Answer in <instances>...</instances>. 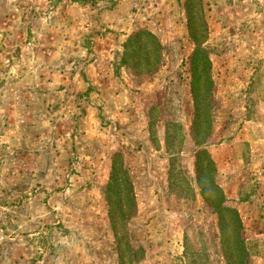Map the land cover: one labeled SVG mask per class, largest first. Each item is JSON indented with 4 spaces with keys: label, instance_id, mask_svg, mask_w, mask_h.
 <instances>
[{
    "label": "rangeland",
    "instance_id": "obj_1",
    "mask_svg": "<svg viewBox=\"0 0 264 264\" xmlns=\"http://www.w3.org/2000/svg\"><path fill=\"white\" fill-rule=\"evenodd\" d=\"M185 1L0 0V264H120L106 193L116 152L134 204L115 225L131 255L143 249L132 264H190L195 252L227 264L200 147L217 183L253 200L242 235L247 264H264V0L193 2L212 80L200 147ZM139 28L165 46L154 72L120 64Z\"/></svg>",
    "mask_w": 264,
    "mask_h": 264
},
{
    "label": "trees",
    "instance_id": "obj_2",
    "mask_svg": "<svg viewBox=\"0 0 264 264\" xmlns=\"http://www.w3.org/2000/svg\"><path fill=\"white\" fill-rule=\"evenodd\" d=\"M195 1L196 0H186L185 6L188 11L189 34L195 43L192 56L193 67L191 80V89L195 103L193 131L196 144L200 147L205 145L211 129L205 116L206 112L202 107L203 102L205 103L206 101V94H203L202 88L206 87L205 85H211L212 80L210 77L211 60L207 56V51H205L203 43L199 42V36L201 34L205 35L206 33L207 22L203 12L199 14L198 20H195V14L192 13L195 7V3L193 2ZM202 1L203 0H198L199 5H197V9L203 5ZM164 54L165 46L161 42L159 36L148 28H139L130 34L124 42V50L120 64L130 67L134 72L138 73L154 72L162 64ZM205 129L206 137L201 139ZM196 156L198 184L201 188L203 198L213 206L214 212L218 214L221 246L226 263L247 264V256L250 254V249L248 248L247 240L242 235L243 222L241 214L236 207L227 205L225 192L215 180L217 170L216 162L208 149L200 147ZM132 189L133 182L124 164L123 154L121 152H116L113 157L112 170L106 193L110 218L118 239L120 264L127 263L128 250L131 264L132 262H139L144 258L142 247L132 251L133 254L131 255V246L125 239V234L119 233L116 227V225H118L117 220H122L123 222L126 216L132 214L134 204ZM212 199H215V201ZM123 202H125V204H123ZM124 242L126 243V247L123 246ZM192 256L194 258H190V260H192L190 264H212L207 254L195 252L192 253Z\"/></svg>",
    "mask_w": 264,
    "mask_h": 264
},
{
    "label": "crops",
    "instance_id": "obj_3",
    "mask_svg": "<svg viewBox=\"0 0 264 264\" xmlns=\"http://www.w3.org/2000/svg\"><path fill=\"white\" fill-rule=\"evenodd\" d=\"M161 42H162V40H161ZM222 189L224 190L226 198H227L226 203L227 204H233L234 207L236 206L240 213H242V211L245 208H252L253 207L252 205L254 204V202H253L252 199H245V198L242 199V200L239 199L240 188H232L231 185H226L225 184V185H222ZM242 222H243V226H244V228H243L244 231L248 229L247 228L248 225H252V224H246L243 217H242ZM254 225H256V224H254Z\"/></svg>",
    "mask_w": 264,
    "mask_h": 264
}]
</instances>
